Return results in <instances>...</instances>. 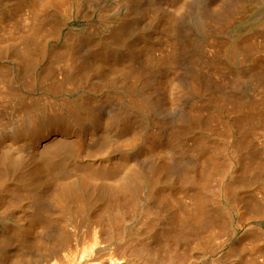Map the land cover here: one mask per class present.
<instances>
[{
  "label": "rangeland",
  "instance_id": "374dc122",
  "mask_svg": "<svg viewBox=\"0 0 264 264\" xmlns=\"http://www.w3.org/2000/svg\"><path fill=\"white\" fill-rule=\"evenodd\" d=\"M38 1L0 0V167H4L0 169L3 170L2 179L0 178V264H82V261L84 264H147L149 259L154 264H212L211 262L220 257L223 258L219 259L223 262L221 264H264V118L258 120V114L264 113V93L261 96V93L256 95L255 90L252 91L255 89L254 82L248 73H244L248 72L249 68L246 70V67L239 63H233L234 66H231L232 62L228 56L234 45L240 44L242 47V44H245L242 48L249 49V43L256 46L258 44L257 48L251 45L254 48L253 53L261 48L260 52L264 57V0H127L129 4L123 0H70L74 2L76 10L70 18L58 8L50 10L51 17L46 16V12L38 13L37 10L44 0ZM126 4L128 6H125ZM199 11L204 12L202 14L207 16L208 20L209 17L213 18V25L216 27L213 38L216 35L214 40L216 39L217 49H212L216 52H213L212 58L217 68V79H212L200 63L201 70L197 71L199 77L202 74L199 85L204 82L205 87L198 86L200 89L194 91L190 87V74L194 73L190 61L197 58L203 62L207 54L202 51V43L209 37L202 36L205 33H201L203 27L199 23L203 16ZM28 14L32 17L27 16ZM232 16L236 19H232ZM26 17L32 18L31 21L28 22ZM219 17H227L229 21L223 18L226 21L224 22ZM49 19H52V25L49 24ZM115 19L121 21V28H126H119ZM37 22H40V26ZM31 26L33 29L37 26L38 28L33 31ZM27 27L32 30L29 28L28 31ZM104 27L107 28L102 29ZM116 29L120 30V35L126 32L123 34L125 46L104 57L94 56L91 51L99 42L106 41L112 33L118 32ZM37 30L42 33L39 35ZM31 32L32 37H29ZM33 33L37 35L35 34V40H32V46ZM193 38L195 42L198 41L196 43L200 44V47L196 43L191 45L194 43ZM73 39L76 42L72 41ZM78 42L82 44L80 47ZM187 42L191 46L186 47L187 52L184 53L183 47L189 46ZM29 43L33 47L30 46L34 55L27 51V55L25 54ZM69 45L74 47L73 51L76 50L72 56H76L74 59L80 61L74 60V63L81 67L80 72L75 73L66 61ZM194 46H197V49L199 47L200 52L197 53ZM22 50L26 56H23ZM178 51H181V54ZM220 63L224 70L221 69ZM187 67V70L192 72L187 71ZM224 67L230 72L236 68L234 72H237L232 73L242 76L241 81ZM84 69H88L87 73ZM228 75L235 81L227 79ZM237 81L246 85H240ZM217 82H225L227 85ZM233 83L239 86L234 87ZM132 85L136 86L134 92L130 90ZM128 86L129 90H125ZM232 87L234 89H231ZM201 88H204L203 91ZM235 88H242L244 91L241 89V93L236 94ZM253 94L256 96H252ZM133 96L136 100L132 99ZM260 99L263 100L259 101ZM69 102H74V105L77 103V113H66L62 109ZM250 103L258 110L252 109L254 107L251 108ZM48 105L57 106L58 112L64 116L60 115L58 120L49 119L47 116L52 108ZM129 109L135 111V114H131L133 112ZM125 111L127 115L124 114ZM27 116L35 117L37 124L38 120L43 122H39L37 127L35 122V125H30L34 128L31 129L27 125ZM71 118L79 119V123L74 120L75 123ZM183 119H187L191 124L192 131H189V136L177 144L167 142L169 128H173L176 122ZM260 122H263L262 126ZM257 123L260 125H256ZM75 130L81 133V139L74 138ZM55 138L63 141L50 143ZM46 143L51 147L58 144L52 148L53 154L49 152L50 146L45 147L49 149L50 156L44 153ZM40 153L46 154L42 160L44 166L35 160L36 157L42 156ZM211 155L215 159V170L206 174L207 156ZM252 160H258L256 164H263V167H257ZM252 165L254 169L249 168ZM193 174L195 182H203L204 191L207 187L204 182H208L210 178L205 192L206 197L213 199L211 201L207 198L211 202L210 211H205L202 221L198 223L191 219L188 223L189 218L184 219L185 221L181 218L188 212L185 211L188 210L186 204L190 206L193 195L196 196L195 193L203 189L200 182L190 184L192 189L182 183L184 175ZM141 177L145 183L143 185ZM127 181L130 185L133 184L132 187ZM152 181L154 184L158 182L159 185L154 186ZM152 184L155 191L152 188L149 190ZM123 187L127 190L136 188L134 190L137 195H131L134 192L130 193ZM121 188V193L126 192L120 196L118 191H121ZM147 192L151 196H145ZM126 194L133 200L131 197H124ZM146 198L152 200L147 199L148 202ZM119 201L124 203L120 204ZM118 210L122 215H117ZM176 216L181 222L175 221L179 226L176 224V228H173L172 223L177 219ZM213 221H217V225L224 230L221 228L218 249L202 246L199 250H191L189 247L194 245L198 235L201 238L207 236L209 224ZM194 239L195 241H192ZM143 249L146 252L148 250L146 256ZM158 249L161 255L165 253L167 258L162 256L164 261L162 257L157 258L158 254L161 256ZM174 252L179 258H173ZM86 253L87 256L84 255ZM152 253L154 259L151 258ZM69 257L74 258L68 261ZM142 258L144 260H141ZM79 261L81 262L78 263Z\"/></svg>",
  "mask_w": 264,
  "mask_h": 264
},
{
  "label": "bare ground",
  "instance_id": "6f19581e",
  "mask_svg": "<svg viewBox=\"0 0 264 264\" xmlns=\"http://www.w3.org/2000/svg\"><path fill=\"white\" fill-rule=\"evenodd\" d=\"M39 1H40V0H39ZM39 1H38V2H39ZM77 1H78V0H77ZM121 1H122V0H121ZM125 1L127 2V0H123V2H125ZM243 1H244V0H243ZM36 2H37V1H36ZM123 2H122V3H123ZM130 2H131V1H130ZM237 2H238V1H237ZM76 3H77V2H76ZM79 3H80V2H79ZM120 3H121V2H120ZM239 3H240V1H239ZM28 4H30V3H28ZM31 4H32V3H31ZM123 4H124V3H123ZM127 4H129V2H127ZM127 4H126L125 6H128ZM240 4L242 5L243 3H240ZM39 5H40V4H39ZM236 5H238V4H236ZM79 6H80V5H79ZM238 6H239V5H238ZM120 7H121V5H120ZM236 7H237V6H235L234 8L236 9ZM37 8H38V7H37ZM54 8H58V9H60V11H61L65 16H67V17H69L70 15H72L73 11L75 10L74 2H70V0H44V1H42L41 7L39 8V10H37V9H35V8H32V9H35V11L37 10V12H38V13L40 12V14H41V13L44 14V12H46L47 15H46V14H45V15L48 16V17H51V16H50V10L53 11L52 9H54ZM234 8H233V9H234ZM76 9H77V8H76ZM48 10H49V11H48ZM236 10H237V9H236ZM236 10H235V11H236ZM56 11H58V10H56ZM75 11H76V10H75ZM48 12H49V13H48ZM199 12H200L201 14H202V13L204 14V12H201V11H199ZM207 12H208V11H207ZM30 13H31V12H30ZM32 13H33V12H32ZM32 13H31V14H32ZM54 13L58 15L57 12L54 11ZM75 13H76V12H75ZM234 13H235V12H233V14H234ZM237 13L241 14V12H239V11H237ZM237 13H235V14H237ZM31 14H28L27 16H30ZM36 14H37V13H36ZM40 14H37V15H40ZM51 14H52V13H51ZM127 14H128V13H127ZM127 14H126V16H127ZM198 14H199V13H198ZM201 14H200V15H201ZM203 14H202V16H203ZM37 15H35V16H37ZM103 15H104V14H103ZM211 15L213 16V14H211ZM33 16H34V14H33ZM40 16H41V15H40ZM61 16H63V15L61 14ZM65 16H64V17H65ZM121 16H122V15H121ZM126 16H124V20L126 19V18H125ZM204 16H205V15H204ZM204 16L202 17V19H201L199 25L201 24V27H203V31L201 30V31H202L201 33H203V32L205 33L204 35L202 34V36H205V35H208V36H209L208 39H207V40L205 39L206 41L203 40V43H202V48H203L202 51L205 52V54H207V56H205V57L203 56V57H204L203 62H200L199 59H197V58H195V59L193 58V60L191 59L192 61H190L191 64H193V69H192V70H193V72H194L193 74H190V75L192 76V81H191V84H190L191 86H190V87H191L194 91H195V90L197 91L198 88L200 89V87H198V86H202V85L204 86V84H203L204 82L202 83V85H199V79H201L200 77H201L202 74L200 75V72H199L200 77H199L198 74H197V73H198L197 71L201 70L200 63L202 64V68H203L204 70L207 71L208 75H209L210 77H212V79H213V78L215 79V78H216L215 76H217V68H216V66H215L216 64H215L214 59L212 58V56H214V53H213V52H215V50L217 49V48H216L217 46L215 45V44H216V42H215L216 39L214 40V38H215L216 35H215L214 38H213V34H215V33H214V30H215L216 27H215V25H213V23H214V20H212L213 18L210 19V17H209V20H208V19H207L208 17L205 16V17H206V18H205ZM24 17H25V16H24ZM31 17H32V15H31ZM48 17H47V19H48ZM70 17H71V16H70ZM70 17H69V18H70ZM72 17H74V16H72ZM102 17H103V18H104V17L106 18V16H102ZM117 17H119V16H117ZM122 17H123V16H122ZM127 17H128V16H127ZM213 17H214V16H213ZM232 17H233V16H232ZM232 17H231V18H232ZM44 18H45V17H44ZM69 18H68V19H69ZM220 18H221V17H219V19H220ZM223 18H224V17H222V19H220V20H224V19L227 18V17H225L224 19H223ZM234 18L236 19V17H233L232 19H234ZM23 19H24V18H23ZM26 19H28L27 21L29 22V20L31 21L32 18L29 19V18L26 17ZM26 19H25V21H26ZM33 19H34V18H33ZM37 19L40 20L39 18H37ZM52 19H53V18H52ZM52 19H51V20L49 19L48 22H50V21L53 22ZM68 19H67V20H68ZM118 19H119V18H118ZM128 19H129V18H128ZM128 19H127V20H128ZM197 19H198V18H197ZM214 19H215V18H214ZM227 19H228V18H227ZM64 20H65V19H64ZM64 20H63V21H64ZM111 20H112V19H111ZM113 20H114V19H113ZM115 20H116V19H115ZM198 20H200V19H198ZM215 20H216V19H215ZM217 20H218V19H217ZM230 20H231V19H230ZM27 21H26V22H27ZM32 21L35 22V20H32ZM46 21H47V20H46ZM109 21H110V19H109ZM116 21H117V20H116ZM118 21H119V20H118ZM118 21H117V24H118V23H119V24H118L117 26H118V27L120 26L119 28H121V26H123V25H120L121 21H120V22H118ZM228 21H229V19H228ZM231 21H232V20H231ZM233 21H235V20H233ZM237 21H238V20H237ZM51 22H50L49 24H51ZM66 22H67V21H65V23H66ZM113 22H114V21H113ZM215 22H216V21H215ZM224 22H226V21L224 20ZM22 23H23V22H22ZM37 23H38V22H37ZM39 23H40V22H39ZM39 23H38V25L40 26ZM41 23H43V21H42ZM45 23H46V22H45ZM63 23H64V22H63ZM63 23H61V24H63ZM108 23H109V22H108ZM115 23H116V22H115ZM125 23H126V22H125ZM125 23H124V25H125ZM127 23H128V22H127ZM129 23H130V22H129ZM129 23H128V24H129ZM227 23H228V22H227ZM31 24L34 26L33 23H31ZM47 24H48V23H47ZM109 24H110V23H109ZM122 24H123V23H122ZM128 24L126 25V26H127V29L129 28ZM217 24H219V23L217 22ZM220 24H221V23H220ZM228 24H229V23H228ZM228 24H226V25H228ZM23 25H24V24H23ZM29 25H30V24H29ZM36 25H37V24H36ZM45 25H46V24H45ZM45 25H41V27H42V26H45ZM51 25H52V24H51ZM51 25H49V26H51ZM106 25H107V23H106L104 26H106ZM111 25H112V24H111ZM115 25H116V24H115ZM229 25H230V24H229ZM262 25H263V24H262ZM26 26H27V25H26ZM60 26H61V25H60ZM64 26H65V24L63 25V27H64ZM99 26H100V25H99ZM221 26H222V25H221ZM31 27H32V26H31ZM101 27H103V26H101ZM115 27H116V26H115ZM174 27H175V26H173V28H174ZM29 28H30V27H27L28 31H30V30L33 29V27H32V29L30 28V30H29ZM37 28H38V26H37ZM37 28L35 27V28H34L35 30L33 29V31H36ZM39 28H40V27H39ZM46 28H47V26H46ZM106 28H107V27H106ZM106 28L104 27V28H102V29H106ZM110 28H111V26H110ZM125 28H126V27H125ZM125 28L122 27L121 29L123 30V29H125ZM218 28H219V27H218ZM224 28H226V27H224ZM224 28H223V29H224ZM41 29H42V28H41ZM127 29H126V30H127ZM221 29H222V28H221ZM43 30H45V27H44ZM116 30H118V32H116V33H112L113 35L111 34L112 36H111L109 39L107 38L106 41L103 40L104 42L102 41V42H99L98 44L96 43V44H97L96 47L93 49V51H91V53L93 52L94 56H101V57H104L105 55H108V54L114 53V52H116L119 48L125 46V45H124V44H125V42H124V39H125L124 37H125V36H123V34L126 33V32H123L122 35H120V34H121L120 30H119V29H116ZM116 30H115V31H116ZM184 30H185V29H184ZM217 30H218V29H217ZM262 30L264 31V29H262ZM13 31H14V30H12V32H13ZM33 31H32V32H33ZM113 31H114V30H113ZM115 31H114V32H115ZM189 31H190V29H189ZM192 31H193V30H192ZM199 31H200V28H199ZM219 31H220V30H218V32H219ZM222 31H223V30H222ZM32 32H31V35H28L30 32H29L27 35H28L29 37H30V36L32 37ZM39 32H40V29H39ZM39 32H38V30H37L36 33H38V34L40 35V34L42 33V31H41V33H39ZM89 32H90V31H89ZM182 32H183V30H182ZM184 32H185V31H184ZM223 32H224V31H223ZM36 33H35V34H36ZM91 33H93V32H91ZM94 33H95V31H94ZM185 33H186V32H185ZM185 33H184V34H185ZM189 33H190V32H189ZM220 33H221V31H220ZM35 34L33 33V35H34L33 38L36 37L37 34H36V35H35ZM80 34H81V33H80ZM96 34H98V33H96ZM186 34H187V33H186ZM81 35L83 36V34H81ZM90 35H91V34H90ZM92 35H93V34H92ZM179 35H180V34H179ZM182 35H183V34H182ZM218 35H219V34H218ZM263 35H264V32H263ZM77 36H79V34H78ZM84 36H86V35H84ZM188 36H190V34H189ZM253 36H254V35H253ZM37 37H39V36H37ZM79 37H80V36H79ZM87 37H88V36H87ZM92 37H93V36H92ZM183 37H184V35H183ZM196 37H197V36H196ZM255 37H256V36H255ZM262 37H263V36H262ZM70 38H71V37H70ZM83 38H85V37H83ZM83 38H82V39H83ZM90 38H91V37H90ZM94 38H95V34H94ZM190 38H192V37H190ZM257 38H258V37H257ZM259 38H260V37H259ZM263 38H264V37H263ZM36 39H37V38H36ZM74 39H75V38H74ZM74 39H73L72 41H75V40H76V39H75V40H74ZM77 39H78V38H77ZM187 39H188V37H187ZM199 39H200V38H199ZM201 39H202V38H201ZM218 39H219V38H218ZM251 39H252V38H251ZM27 40H30V38H27ZM32 40H35V38H34V39H31V45H32ZM68 40H69V39H68ZM126 40H127V39H126ZM180 40H181V39H180ZM191 40H192V39H190V41H191ZM245 40H246V39H245ZM77 41H78V40H77ZM128 41H130V40H128ZM182 41H183V40H182ZM187 41H189V40H187ZM190 41H189V42H190ZM193 41H194V43L191 41V42H192L191 45H194L196 42H198V41L195 42L194 38H193ZM200 41H202V40H200ZM256 41H257V40H256ZM28 42H29V41H28ZM69 42H70V41H69ZM75 42H76V41H75ZM185 42H186V40H185ZM191 42H190V43H191ZM204 42H205V44H204ZM237 42H239V41H237ZM262 42H263V41H262ZM78 43H79V42H78ZM78 43H77V44H78ZM187 43H188V42H187ZM200 43H201V42H200ZM239 43H240V42H239ZM244 43H245V41H244ZM247 43H248V42H247ZM255 43H256V42H255ZM27 44H28V43H27ZM27 44H26V45H27ZM33 44H35L34 41H33ZM182 44H183V43L181 42V46H182ZM234 44H236V43H234ZM241 44H242V43H241ZM256 44H257V43H256ZM261 44H262V43H261ZM31 45H30V43H29V46H27L28 48H27L26 50L24 49L26 55H27V53H31V52H32V51H31L32 49L30 48ZM70 45H71V44H70ZM70 45H69L70 48L67 47V48H68V49H67L68 54L66 55V61L71 65V67H73V69L76 71L75 73H77V72H80L79 70L81 69V67L79 66V64L74 63V60H75V61L77 60V62H80V61H79L78 59H74V58H76V56H75V57L72 56V53H73L74 51H76V50L73 51V48H74V47H73V46L71 47ZM75 45H76V44H75ZM79 45L81 46L82 44L79 43L78 46H79ZM179 45H180V42H179L178 46H179ZM185 45H186V43L184 44V46H185ZM188 45H189V43H188ZM191 45H189V46L186 45L185 47H183V48H184V51H183V52L186 53V52H187V48H186V47L189 48ZM196 45L199 46L200 44L196 43ZM203 45H204V47H203ZM239 45H240V44H239ZM239 45H236V46L234 45L233 47H231L232 49L229 50V52H228V54H229L228 56H229V58H230V62H232V63H231V64H232L231 66H234L233 63H234V64L239 63V64H241L242 66L246 67V70H247V68H249V71H248V72H247L246 70H245L246 72H244V71H243V72H244V73H248V74H249V77H250V79H251V81L254 82V83H253V82H252V83H253L255 89H252V91L255 90L254 93H255L256 95H258L259 93H261V96H262V95H263L262 93H264V57L261 55V52H260L262 49L258 47V48H259V51H257V50L255 49L256 51H255V53H253V50H254V48H255L254 46H256V45H252V44H251V45L254 47V48H252V46L249 45V43H248V46H249V47H247V45H246V47L249 48V49H243V48H244L243 46H244L245 44H242V47H243V48L240 47ZM32 46H33V45H32ZM32 46H31V47H32ZM76 46H77V45H76ZM80 46H79V47H80ZM215 46H216V47H215ZM250 46H251V48H250ZM257 46H259V45L257 44ZM257 46H256V48H257ZM192 47H193V46H192ZM196 47H197V46H196ZM196 47L194 46V48H196ZM199 47H200V46H199ZM199 47H198V49H199ZM218 47H219V46H218ZM224 47H225V46H224ZM262 47H263V50H264V46H262ZM25 48H26V46H25ZM32 48H33V47H32ZM76 48H77V47H76ZM194 48H192V49H194ZM202 48H200V50H201ZM215 48H216V49H215ZM221 48H222V47H221ZM121 49H122V48H121ZM196 49H197V48H196ZM198 49L195 50L197 53L200 52V51H198ZM212 49H215V50L213 51ZM222 49H224V48H222ZM260 49H261V50H260ZM189 50H190V49H189ZM189 50H188V52H189ZM219 50H220V49H219ZM219 50H218V52H220ZM26 51H27V53H26ZM118 51H119V50H118ZM176 51H177V50H176ZM176 51H175V52H176ZM193 51H194V50H193ZM193 51H191V52H193ZM195 51H194V52H195ZM226 51H227V49H226ZM22 52H23V50H22ZM33 52H34V51H33ZM33 52H32L31 54H33ZM178 52H179V51H178ZM180 52H181V51H180ZM180 52H179V53H180ZM196 52H195V53H196ZM203 52H202V53H203ZM262 52H264V51H262ZM74 53H76V52H74ZM74 53H73V54H74ZM179 53H178V55L181 54V53H180V54H179ZM195 53H194V54H195ZM215 53H216V52H215ZM25 54H24V52H23V56H24ZM189 54H190V53H188V55H189ZM194 54H192V56H193ZM203 54H204V53H203ZM203 54H202V55H203ZM205 54H204V55H205ZM217 54H219V53H217ZM26 55H25V56H26ZM29 55H30V54H29ZM33 55H34V54H33ZM172 55H173V54H172ZM175 55H176V54H175ZM182 55H183V53H182ZM190 55H191V54H190ZM190 55H189V56H190ZM200 55H201V54H200ZM31 56H32V55H31ZM77 56H78V55H77ZM189 56H188V57H189ZM197 56H198V55H197ZM197 56H196V57H197ZM216 56H217V55H216ZM172 57H173V56H172ZM186 57H187V55H186ZM201 57H202V56H201ZM77 58H79V57H77ZM177 58H178V57H177ZM184 58H185V57H184ZM184 58H183V59H184ZM190 58H191V57H190ZM222 58H223V57H222ZM173 59H174V58H173ZM187 59H188V58H187ZM200 59H201V58H200ZM202 59H203V58H202ZM202 59H201V60H202ZM220 59H221V58H219L218 60L220 61ZM178 60H179V59H178ZM185 60H186V58H185L183 61H185ZM218 60H216V61H218ZM66 61H65V63H66ZM174 61H175V60H174ZM179 61H180V60H179ZM221 61H222V60H221ZM227 61H228V60H227ZM175 62H176V61H175ZM222 62H223V61H222ZM224 62H225V61H224ZM230 62H228V63H230ZM65 63H64V64H65ZM68 63H66V64H68ZM185 63L187 64V62H185ZM216 63H217V62H216ZM69 64H68V65H69ZM80 64H81V63H80ZM178 64H179V63H178ZM180 64L182 65V63H180ZM186 64H183V65H186ZM222 64H224V63H222ZM70 65H69V67H70ZM217 65H219V64H217ZM220 65H221V63H220ZM71 67H70V68H71ZM184 67H186V66H184ZM188 67H189V65H188ZM188 67L185 68V69L187 70ZM217 67H218V66H217ZM219 67H220V66H219ZM221 67H222L221 69H223V66H222V65H221ZM229 67H230V66H229ZM236 67H237V66H236ZM224 68H225V67H224ZM238 68H240V67H238ZM241 68H242V67H241ZM221 69H220V70H221ZM227 69H228V67H227ZM235 69H236V68H234V71H235ZM242 69H243V68H242ZM84 70H85V69H84ZM223 70H224V69H223ZM223 70H222V71H223ZM225 70H226V68H225ZM85 71H86V73H87L88 69L85 70ZM187 71H189V70H187ZM190 71H191V70H190ZM190 71H189V72H190ZM226 71H227V70H226ZM232 71H233V70H232ZM232 71L230 72V70H229V71H227V72L232 73ZM234 71H233V72H234ZM189 72H188V74H189ZM191 72H192V71H191ZM220 72H221V71H220ZM236 72H237V71H236ZM236 72H234V73H236ZM240 72H242V70H241ZM223 73H224V72H223ZM225 73H226V72H225ZM234 73H232V74H234ZM238 73H239V71H238ZM204 74H205V73H204ZM204 74H203V75H204ZM248 74H246V75L248 76ZM85 75L87 76V75H89V74H85ZM137 75H139V74H137ZM137 75H135V76H137ZM205 75H206V74H205ZM221 75H222V74H221ZM224 75H225V74H224ZM226 75H227V74H226ZM234 75H235V74H234ZM242 75L245 76V74H242ZM135 76H133L135 79H139V78H137V77H135ZM139 76H140V75H139ZM139 76H138V77H139ZM191 76H190V78H191ZM209 76H208V77H209ZM230 76H231V75H230ZM235 76H238V77H237V80H240L241 77H242V76L239 77V76H240L239 74H238V75H235ZM202 77H204V76H202ZM206 77H207V76H206ZM210 77H209V79H210ZM218 77H219V75H218ZM222 77H223V76H222ZM228 77H229V75H228ZM245 77H246V76H245ZM190 78H188V79H190ZM231 78H232V77H231ZM231 78L229 77V78H227V79L230 80ZM242 78H243V77H242ZM246 78H247V77H246ZM206 79H207V78H206ZM216 79H217V78H216ZM223 79H224V78H223ZM248 79H249V78H248ZM190 80H191V79H190ZM218 80H219V78H218ZM220 80H221V79H220ZM224 80H226V79H224ZM232 80L235 81V79H231L230 81H231V82H234V81H232ZM246 80H247V79H246ZM207 81H208V80H207ZM207 81H206V82H207ZM221 81H222V80H221ZM240 81H241V80H240ZM240 81H237V83L240 84ZM244 81H245V79H244ZM244 81H243V82H244ZM137 82H138V81H137ZM189 82H190V81H188V83H189ZM208 82H211V80H209ZM208 82H207V83H208ZM218 82H219V81H218ZM218 82H217V83H218ZM225 82H226V81H225ZM225 82H223V83H224L225 85H227V83H225ZM227 82H229V81H227ZM231 82H229V83H231ZM247 82L249 83L250 81H247ZM211 83H212V82H211ZM220 83H221V82H220ZM220 83H218V84H220ZM223 83H221V84H223ZM229 83H228V84H229ZM235 83H236V82H235ZM244 83H246V81H245ZM244 83H241V84H242V85H246V84H247V83H246V84H244ZM205 84H206V83H205ZM213 84H216V83H213ZM241 84H240V85H241ZM209 85H211V84H209ZM229 85H230V84H229ZM234 85H235V84L233 83V86H234ZM248 85H249V84H248ZM220 86H221V85H220ZM231 86H232V84H231ZM235 86H236V85H235ZM235 86H234V87H235ZM238 86H239V85H238ZM238 86H236V87H238ZM249 86H250V85H249ZM135 87H136V86H134V85L130 86V90H133L132 92H134ZM137 87H138V86H137ZM188 87H189V86H188ZM204 87H205V86H204ZM207 87H208V86H206V89H207ZM209 87H210V86H209ZM221 87L224 88V87H227V86H221ZM229 87H230V86H229ZM234 87H232L231 89H234ZM127 88H128V89H127ZM127 88H126L125 90H129V86H128ZM239 88H240V87H239ZM199 89H198V90H199ZM201 89H202V91H203L204 88H201ZM214 89H215V88H214ZM217 89H219V87H218ZM226 89H227V88H226ZM231 89H230V90H231ZM235 89H237L236 92H235L234 90H232V91H234V93L237 94V92H240V90H241L242 88H241L240 90H239L238 88H235ZM139 90H140V89H139ZM139 90H138V91H139ZM193 90H192V92H193ZM210 90H211V89H210ZM215 90H216V89H215ZM215 90H214V91H215ZM238 90H239V91H238ZM242 90H243V89H242ZM249 90H250V89H249ZM136 91H137V89H136ZM136 91H135V92H136ZM216 91H217V90H216ZM218 91H219V90H218ZM223 91H224V90H223ZM232 91H231V93H233ZM243 91H244V90H243ZM243 91H242V92H243ZM247 91H248V90H247ZM129 92H130V91H129ZM139 92H140V91H139ZM199 92H200V91H199ZM248 92H249V91H248ZM194 93H195V92H194ZM200 93H201V92H200ZM220 93H221V92H220ZM220 93H219V94H220ZM234 93H233V94H234ZM240 93H241V92H240ZM140 94H141V93H140ZM229 94H230V93H229ZM229 94H228V95H229ZM250 94H251V90H250ZM255 94H253L252 96H254ZM127 95H129V94H127ZM141 95H142V94H141ZM256 95H255V96H256ZM135 96H136V95H135ZM137 96H138V95H137ZM142 96H143V95H142ZM234 96H235V95H234ZM255 96H254V97H255ZM261 96H260V97H261ZM263 96H264V95H263ZM139 97H140V96H139ZM258 97H259V96H258ZM140 98H141V97H140ZM232 98H233V97H232ZM262 98H263V97H262ZM132 99H135V97L133 96ZM258 99H259V98H258ZM135 100H136V99H135ZM261 100H263V99H260L259 101H261ZM66 101H67V100H66ZM68 101H69V100H68ZM132 101H134V100H132ZM137 101H138V100H137ZM134 102H135V101H134ZM138 102H139V101H138ZM61 103H62V102H61ZM61 103H60V104H61ZM70 103H71V102H69V104H65L64 106L62 105V106H63L62 109L65 110L66 113H67L68 111H69V112H73V113H74V112L77 113V111H76V108H77V107H75V105H76L77 103H76L75 105H74V102H73V104H70ZM244 103L247 104V102H244ZM259 103H260V102H259ZM263 103H264V102H263ZM135 104L137 105L136 102H135ZM252 104H253V103H250V106H251ZM254 104H255V103H254ZM256 104H257V103H256ZM54 105H55V104H54ZM78 105H79V104H78ZM258 105H259V104H258ZM262 105H264V104H262ZM48 106H50V105H48ZM48 106H47V107H48ZM62 106H61V107H62ZM76 106H77V105H76ZM133 106H134V105H133ZM133 106H132V109H133ZM245 106H246V105H245ZM255 106H256V105H255ZM50 107H51V106H50ZM56 107H57V106H56ZM56 107H51L52 109H50V111H49V107L47 108L48 111H49V115H48L47 117H49V119L51 118V120H52V119H53V120H58L57 118H60V115H63V114H60V113L58 112V110H57L58 107H57V108H56ZM79 107H80V106H79ZM135 107H136V106H135ZM137 107H138V105H137ZM252 107H254V105L251 106V108H252ZM80 108H81V107H80ZM256 108H257V107H256ZM256 108L254 107V108H252V109H256ZM258 108H259V107H258ZM263 108H264V106H263ZM45 109H46V108H45ZM45 109H44V110H45ZM58 109H59V108H58ZM130 109H131V108H130ZM130 109H129V110H130ZM132 109H131V110H132ZM63 110H62V111H63ZM78 110H79V109H78ZM81 110H82V109H81ZM131 110H130V111H131ZM135 110H136V109H135ZM256 110H258V109H256ZM41 111H42V110H41ZM41 111H40V112H41ZM48 111H47V112H48ZM69 112H68V113H69ZM78 112H81V111H78ZM127 112L129 113V111H127ZM131 112H133V111H131ZM134 112H135V111H134ZM134 112L131 113V114H135ZM136 112L139 113L138 111H136ZM42 113H43V112H42ZM42 113H41V114H42ZM45 113H46V111H45L42 115L44 116ZM62 113H63V112H62ZM76 113H75V114H76ZM82 113H84V112L82 111ZM137 113H136V114H137ZM259 113H260V112H259ZM41 114H40V116H41ZM85 114H86V113H85ZM124 114L127 115V114H126V111H125ZM196 115H197V114H196ZM258 115H260V116L258 117V118H259L258 120L264 118L263 116L261 117V115H264V113H261V114H258ZM28 116H29V115H28ZM28 116H27V117H28ZM32 116H33V114H32ZM36 116H37V115H35V117H36ZM40 116H37V118L40 117ZM63 116H64V115H63ZM129 116H130V115H129ZM129 116H128V117H129ZM131 116H132V115H131ZM256 116H257V115H256ZM27 117H26V118H27ZM35 117H30V118L28 117L29 119L27 118L26 120H27V121L29 120V123L25 120V121L27 122V125H29V127H31V129H34L32 126H33V124L35 125V122H36V127H37V125H38L39 122H40V121L38 120V124H37V120H36ZM45 117H46V116H45ZM47 117H46V118H47ZM70 117H71V115H70ZM75 117H78V116H75ZM126 117H127V116H125L124 118H126ZM46 118H45V119H46ZM65 118H66V117H65ZM72 118H74L73 115H72ZM72 118H71V119H72ZM195 118H196V117H195ZM198 118H200V116H199ZM45 119H44V120H45ZM126 119H127V118H126ZM128 119H130V118H128ZM189 119H190V118H189ZM210 119H212V118L210 117ZM241 119H242V118H241ZM241 119H240V120H241ZM72 120L74 121L75 119H72ZM76 120H77V118H76ZM76 120H75V121H76ZM78 120H79V119H78ZM78 120H77L76 122H78ZM183 120H184V121H183ZM183 120H182V121L179 120L178 123L176 122V125H175L173 128H171V129L169 128L168 137H167V142H170L171 144H177L178 142H181V141H182L181 139L187 138V136H189V135H188V134H189V131L192 129L191 124H190L189 121H187V119H186V120L183 119ZM240 120H239V121H240ZM242 120H243V119H242ZM242 120H241V124H243V123H242ZM255 120H257V118H256ZM263 120H264V119H263ZM45 121H46V120H45ZM75 121H74V122H75ZM193 121H194V120H193ZM239 121H238V122H239ZM2 122H3V121H2ZM42 122H43V121H41L40 124H41ZM54 122H56V121H54ZM76 122H75V123H76ZM256 122H257V121H256ZM263 122H264V121H263ZM263 122H262V124H261V122H260L261 126L263 125ZM44 123H45V122H44ZM75 123H74V125H75ZM78 123H79V122H78ZM78 123H77V124H78ZM250 123H251V122H250ZM250 123H249V124H250ZM48 124H49V123H48ZM260 124L257 123L256 125L259 126ZM3 125H4V124H3ZM30 125H32V126H30ZM51 125H52V124H51ZM53 125H55V123H54ZM64 125H65V124H64ZM71 125H73V124H71ZM244 125H245V127L247 126V124H244ZM252 125H253V124H252ZM1 126H2V125H1ZM77 126H78V125H77ZM239 126H240V124H239ZM250 126H251V124H250L248 127H250ZM49 127H50V126H49ZM75 127H76V126H75ZM240 127H242V125H241ZM248 127H247V129H248ZM0 128H1V127H0ZM51 128H52V127H51ZM78 128H80V127H78ZM242 128H244V127H242ZM52 129H53V128H52ZM56 129H57V128H56ZM250 129H251V128H250ZM44 130H45V129H44ZM70 130H71V129H70ZM67 131H68V130H67ZM75 131H76V132H74V135H73V136H74V138L79 139L80 136H81V135H80L81 133L77 132V130H75ZM191 131H192V130H191ZM248 131H249V129H248ZM166 133H167V132H166ZM70 134H71V133H70ZM72 134H73V133H72ZM72 134H71V135H72ZM71 135H70V136H71ZM55 137H56V136H55ZM58 138H59V137H58ZM69 138H70V137H69ZM47 139H48V138H47ZM51 139H52V138H51ZM80 139H81V138H80ZM49 140H50V139H49ZM58 140L60 141L61 139H57V138H55V139H54L53 141H51L50 143H52V144H53V142H56V143H57ZM72 140H74V139H72ZM180 140H181V141H180ZM61 141H63V140H61ZM76 141H77V140H76ZM78 141H79V140H78ZM78 141H77V142H78ZM73 142H74V141H73ZM59 143H60V142H59ZM57 145H58V144H57ZM57 145H56V146H57ZM46 146H50V147H48V148H50V151H49V152H50L51 154H53V153L51 152V150H52V148H54V147H56V146L53 145L54 147H51V145H49V144L47 145V143H46V145H44V148H43V149H44V153H47L48 155H49V153H48V150H49V149H48V148L45 149ZM220 146H221V145H220ZM56 149H57V148H56ZM208 149H209V148H208ZM10 150H11V149H10ZM189 151H190V150H189ZM196 151H197V150H196ZM206 151H207V150H206ZM209 151H210V150H209ZM36 152H37V151H36ZM53 152H54V151H53ZM42 154H43V153H42ZM42 154L40 153L39 155H42ZM214 154H215V153H214ZM33 155H34V154H33ZM33 155H32V156H33ZM44 155L46 156V154H44ZM44 155L39 156V157H36V156H35V157L37 158V159H35V160H36V161L38 160L39 163L43 165L44 162H42V160H43V157H45ZM208 155H209V154H208ZM49 156H50V155H49ZM258 157H259V156H258ZM258 157H257V159H261V158H258ZM169 158H170V157H169ZM171 158H172V157H171ZM207 158H208V161H207V163H208V164H207L208 168L205 167V168H207V170H206V169H205V170H206V174H207V173L210 174L211 171L215 170V169H214V168H215V166H214V161H215V159H214V157H213L212 155H211V157L207 156ZM251 159H252V158H251ZM262 159H263V158H262ZM262 159H261V160H262ZM167 160H168V159H167ZM170 160H171V159H170ZM261 160H260V161H261ZM172 161H173V160H172ZM201 161H202V160H201ZM220 161H221V160H220ZM256 161H258V160H256ZM256 161H255V160H252L253 164L255 163L254 165H257L256 163L259 162V161H258V162H256ZM46 162H47V161H46ZM263 162H264V161H263ZM263 162H262V163H263ZM249 163H250V162H249ZM260 164H261V163H260ZM263 164H264V163H263ZM263 164H262V165H263ZM258 165H259V164H258ZM258 165H257V167H258ZM262 165H261V166H262ZM39 166H40V165H39ZM43 166H44V165H43ZM43 166H42V167H43ZM168 166H170V165H168ZM259 166H260V165H259ZM261 166H260V167H261ZM263 166H264V165H263ZM263 166H262V167H263ZM184 167H185V166H184ZM184 167L182 166V168H184ZM192 167H193V166H192ZM224 167H225V166H224ZM247 167H248V166H247ZM250 167L253 168V165H252V166H249V168H250ZM1 168L4 169L3 166L0 167V169H1ZM252 168H251V169H252ZM255 168H256V167H255ZM186 169H187V168H186ZM228 169H229V168H228ZM253 169H254V168H253ZM183 170H184V169H183ZM216 170H218V169L216 168ZM2 171H3V170H2ZM2 171L0 170V178H1V179H2L1 174H3ZM186 171H187V170H186ZM225 171H226V168H225ZM228 171H229V170H228ZM107 172H108V171H107ZM191 172H192V171H191ZM213 172H214V171H213ZM226 172H227V171H226ZM108 173H109V172H108ZM137 173H139V172H137ZM137 173H136V175H137ZM187 173H188V172H187ZM4 174H5V176H6V173H4ZM140 174H141V173H140ZM140 174H139V177H140ZM214 174L216 175V173H214ZM221 174H222V173H221ZM126 175H127V174H126ZM136 175H135V176H136ZM174 175H175V174H174ZM211 175H213V174H211ZM211 175H210V177H211ZM224 175H225V174H224ZM107 176H108V175H107ZM137 176H138V175H137ZM137 176L135 177L136 180H137V178H138ZM141 176H142V175H141ZM154 176H155V175H154ZM156 176H157V175H156ZM158 176H159V175H158ZM170 176H171V175H170ZM175 176H176V175H175ZM198 176H199V175H198ZM213 176H214V175H213ZM216 176H217V175H216ZM225 176H226V175H225ZM93 177H94V176H93ZM99 177H100V176H99ZM109 177H110V176H109ZM173 177H174V176H173ZM184 177H185V179L183 178L184 181L182 180V181H183L182 183H184V184H185L186 186H188V187H190V186H189L190 184H193V185H194V182H195V181H194V174L191 175V176H189V175H188V176L184 175ZM205 177H206V176H205ZM223 177H224V176H223ZM97 178H98V177H97ZM104 178H105V177H104ZM107 178H108V177H107ZM155 178H156V177H155ZM196 178H197V177H196ZM206 178H207V177H206ZM208 178H209V177H208ZM208 178H207V179H208ZM220 178H221V177H220ZM94 179H95V178H94ZM94 179H93V180H94ZM100 179H101V178H100ZM102 179H103V178H102ZM125 179H126V177H125ZM128 179H129V178H128ZM131 179H132V178H131ZM141 179H142V177L140 178V180H141ZM152 179H154V177H153ZM199 179H200V178H199ZM207 179H206V180H207ZM104 180H105V179H104ZM144 180H145V179H144ZM146 180H147V179H146ZM209 180H210V178H209ZM209 180H207V181L209 182ZM222 180H223V179H221V181H222ZM95 181H96V179H95ZM100 181H101V180H100ZM123 181H124V180H123ZM131 181H132V180H131ZM142 181H143V180H141V182H142ZM93 182H94V181H93ZM96 182H98V181H96ZM102 182H103V181H101V183H102ZM105 182H106V181H105ZM133 182H134V180H133ZM133 182H131V184H132ZM138 182H140V181L138 180ZM141 182H140V183H141ZM152 182H153V181H152ZM168 182H170V181H168ZM178 182H179V181H178ZM198 182H200V181L198 180ZM198 182H195V184L198 183ZM208 182H204V183L207 185V187H208V184H207ZM103 183H104V182H103ZM123 183H124V182H123ZM127 183L129 184V181H127ZM127 183H126V184H127ZM135 183H137V182L135 181ZM147 183H148V182H147ZM202 183H203V182H202ZM202 183L200 182L201 187H202ZM128 184H127V185H128ZM138 184H139V183H138ZM143 184H145V183L142 182L141 185H143ZM153 184H154V182H153ZM153 184L151 185V187H149V188H150L149 190H151V188H152V190L155 191V189H154L155 187H154V186H155V185L157 186V184L159 185V183H158V182H157V184L155 183L154 186H153ZM176 184H178V183H176ZM184 184H183V185H184ZM198 184H199V183H198ZM74 185H75V184H74ZM129 185H130V184H129ZM132 185H133V184H132ZM132 185H130V186L132 187ZM141 185H140V186H141ZM162 185H163V184H162ZM162 185H161V186H162ZM165 185H166V184H165ZM185 185H184V186H185ZM200 185H198V186H200ZM211 185H212V184H211ZM223 185H224V184H223ZM125 186H126V185H125ZM146 186H147V185H146ZM146 186H145V187H146ZM148 186H149V185H148ZM161 186H160L159 188H161ZM163 186H164V185H163ZM176 186H177V185H176ZM184 186H183V187H184ZM218 186H219V185H218ZM128 187H129V186H128ZM131 187H130V188H131ZM133 187H134V186H133ZM138 187H139V185H138ZM207 187H206V190H207ZM77 188H78V187H77ZM123 188H125V187H123ZM139 188H140V187H139ZM156 188H158V187H156ZM167 188H168V187H167ZM170 188H171V187H170ZM184 188H186V187H184ZM202 188H203V187H202ZM204 188H205V187H204ZM204 188L202 189L203 191H204ZM211 188H212V187H211ZM213 188H214V187H213ZM118 189H119V188H118ZM118 189H117V190H118ZM132 189H133V188H131V190H129V188H128V190H127V189L125 188V190L128 191V192L130 191V193H131V192H134V193H131V195H132V194L137 195V194H135L136 192H135V190H134V189H136V188H134L133 190H132ZM147 189H148V188H147ZM174 189H175V188H174ZM187 189H188V188H187ZM190 189H192V187H190ZM200 189H201V188H200ZM200 189H199V190H200ZM142 190H143V189H142ZM194 190H195V188H194ZM202 190H201L200 192H202ZM206 190H205V191H206ZM126 191H124V192H126ZM153 191H149V192H152V193L154 194L155 192H153ZM175 191H176V190H175ZM189 191H190V190H189ZM195 191H197V190H195ZM205 191H204L202 194H201L200 192H199V193L196 192V193H195L196 196L193 195V196H194V199H193V198L191 199L192 202H191L190 206H189L188 204H186L188 210H185V211H188V212H185V213H186V215H187V213H189V215H187V216L184 215V216H186V218H183V217H184L183 215H182V217L180 216V217L182 218V220L189 218V219H188V220H189L188 223H190L191 220H192V221H196L195 223H198V222H201V221H202V219H203V214L205 213V211H210V210H209V208H210L209 206H211V204H210L211 202H210L209 199H207V198H210V199H211L212 197H206L207 193H206ZM214 191H215V190H214ZM18 192H19V191H18ZM118 192H120V194H119L120 196H121V194L124 193V192L121 193V192H122V188H121V191H118ZM128 192H127V193H128ZM141 192H142V191H141ZM149 192H147V195H145V196H147V197L151 196V194H148ZM191 192H192V190H191ZM208 192H209V191H208ZM217 192H218V191H217ZM110 193H111V192H110ZM142 193H143V192H142ZM168 193H169V191H168ZM168 193H167V194H168ZM193 193H194V192H193ZM205 193H206V194H205ZM16 194H17V193H16ZM117 194H118V193H117ZM145 194H146V192H145ZM171 194H172V193H171ZM124 195H125V194H124ZM124 195H123V196H124ZM134 195H133V197H134ZM156 195L158 196V194H156ZM225 195H226V194H225ZM19 196H20V195H19ZM114 196H115V195H114ZM128 196H129V195H128ZM168 196H170V195H168ZM208 196H209V194H208ZM17 197H18V196H17ZM118 197H119V196H118ZM118 197H116V198L118 199ZM124 197L128 198V197H127V194H126V196H124ZM130 197H131V196H129V198H130ZM142 197H143V196H142ZM152 197H153V196H152ZM20 198H21V197H20ZM116 198H114V199L116 200ZM122 198H123V197H122ZM126 198H124V199L126 200ZM129 198H128V199H129ZM135 198H136V196H135ZM150 198H151V197H150ZM153 198H155V195H154ZM214 198H215V197H214ZM111 199H113V198H111ZM128 199H127V200H128ZM131 199H132V197H131ZM144 199H145V198H144ZM147 199H149V198H146V200H147ZM177 199H178V198H177ZM109 200H110V199H109ZM121 200H122V199H121ZM132 200H133V199H132ZM132 200H131V201H132ZM149 200H150V199H149ZM151 200H152V199H151ZM151 200H150V201H151ZM175 200H176V199H175ZM212 200H213V199H211V201H212ZM113 201H114V200H113ZM134 201H135V199H134ZM147 201H148V200H147ZM173 201H174V199H173ZM177 201H178V200H177ZM117 202H118V201H117ZM119 202H121L120 204H123V203H124V202L122 203V201H119ZM148 202H149V201H148ZM148 202H147V203H148ZM217 202H218V201H217ZM137 203H138V202H137ZM188 203H189V202H188ZM109 204H110V203H109ZM116 204H117V203H116ZM116 204H115V206H117ZM120 204H119V205H120ZM126 204H127V202H126ZM132 204H133V203H132ZM177 204H179V203H177ZM75 205H76V203H75ZM81 205H82V204H81ZM81 205H80V206H81ZM85 205H86V204H85ZM88 205H89V204H88ZM129 205H130V204H129ZM138 205H139V204H138ZM220 205H221V204H220ZM94 206H95V205H94ZM109 206L111 207V205H109ZM148 206H149V205H148ZM171 206H172V205H171ZM213 206H214V205H213ZM119 207H120V206H119ZM80 208H81V207H80ZM111 208H112V207H111ZM114 208H115V207H114ZM147 208H148V207H146V209H147ZM149 208H150V207H149ZM152 208H153V207H152ZM116 209H117V208H116ZM124 209H125V208H124ZM146 209H145V210H146ZM172 209H173V208H172ZM174 209H176V208H174ZM225 209H226V208H225ZM105 210H106V209H105ZM114 210H115V209H114ZM145 210H144V211H145ZM147 210H148V209H147ZM154 210H155V209H154ZM178 210H179V209H178ZM70 211H71V210H70ZM73 211H74V210H73ZM119 211H120V210H118L117 215H120V214H121V212H120V214H119ZM173 211H174V210H173ZM189 211H190V212H189ZM71 212H72V211H71ZM76 215H77V214H76ZM117 215H116V216H117ZM121 215H122V214H121ZM147 216H148V215H147ZM77 217H78V216H77ZM117 217H118V216H117ZM148 218H149V217H148ZM176 218H177V216H176ZM25 219H26V218H25ZM38 219H39V218H38ZM50 219H51V218H50ZM50 219H49V220H50ZM69 219H70V218H69ZM71 219H72V218H71ZM156 219H157V218H156ZM177 219H178V220H177ZM177 219L174 220V222L172 223V227H173V228H176V224H177L178 222H181V221L179 220L180 218H177ZM190 219H191V220H190ZM20 220H21V219H20ZM110 220H111V219H110ZM110 220H109V221H110ZM10 221H11V220H10ZM44 221H45V220H44ZM50 221H51V220H50ZM126 221H127V220H126ZM151 221H152V220H151ZM175 221H177V223H175ZM184 221H185V220H184ZM184 221H182V222L184 223ZM111 222H112V221H111ZM113 222H115V221H113ZM120 222H121V221H120ZM13 223H14V222H13ZM19 223H20V222H19ZM71 223H72V222H71ZM118 223H119V222H118ZM145 223H146V221H145ZM217 223H218L217 221H213L211 225L209 224V227H210V228H209V231H208L207 236H205V237L202 236V238H201V236L198 235V238L196 239L197 235H195L194 238L196 239V242L194 243V245L191 244V243H192V242H191L190 244H191L193 247L190 246L189 248H190V249L193 248L194 250H195V249H198V250H199L200 248H202V246H203V247H207V248H208V246H209V247H211V248H214V250H217L218 247H219V244H220L219 238H220V235H222V234H221V233H222L221 231L223 230V228H222L219 224H218V225H219V226H218ZM78 224H79V222H78ZM112 224H113V223H112ZM112 224H111V225H112ZM119 224H120V223H119ZM121 224H122V223H121ZM148 224H149V223H148ZM21 225H22V224H21ZM27 225H28V224H27ZM36 225H37V224H36ZM36 225H35V226H36ZM113 225H114V224H113ZM181 225H182V224H181ZM181 225H180V226H181ZM188 225H189V224H188ZM41 226H42V225H41ZM50 226H51V225H50ZM59 226H60V224H59ZM118 226H119V225H117V227H118ZM144 226H145V225H144ZM177 226H179V224H177ZM7 227H8V226H7ZM114 227H115V225H114ZM114 227H113V228H114ZM152 227H153V226H152ZM172 227H171V228H172ZM47 228H49V227H47ZM53 228H54V227H53ZM55 228H56V227H55ZM59 228H60V227H59ZM110 228H112V227L110 226ZM115 228H116V227H115ZM115 228H114V229H115ZM142 228H143V227H142ZM147 228H149V227H147ZM221 228H222V230H221ZM8 229H9V228H8ZM49 229H51V228H49ZM114 229H113V230H114ZM117 229H118V228H117ZM144 229H145V228H144ZM153 229H154V228H153ZM180 229H181V228H180ZM236 229H237V228H236ZM35 230H36V229H35ZM225 230H226V229H225ZM232 230L234 231V229H232ZM58 231H59V230H58ZM114 231H116V230H114ZM117 231H118V230H117ZM181 231H182V229H181ZM188 231H189V230H188ZM223 231H224V230H223ZM236 231H237V230H236ZM56 232H57V231H56ZM149 232H150V231H149ZM175 232H177L176 229H175ZM179 232H180V231H179ZM185 232H186V230H185ZM189 232H190V231H189ZM191 232H192V231H191ZM194 232H196V231H194ZM197 232H198V231H197ZM197 232H196V233H197ZM150 233H151V232H150ZM181 233H182V232H181ZM199 233H200V232H199ZM234 233H235V231H234ZM177 234H178V233H177ZM182 234H184V232H183ZM189 234H190V233H189ZM191 234H192V233H191ZM193 234H195V233H193ZM200 235H202V234H200ZM137 236H138V234H137ZM137 236H136V237H137ZM179 236H180V234H179ZM13 237H14V236H13ZM18 237H19V236H18ZM95 237H96V236H95ZM97 238H98V237H96V239H97ZM26 239H27V238H26ZM195 239L192 240V241H195ZM41 240H42V239H41ZM17 241H18V240H17ZM92 241H93V240H92ZM13 242H14V241H13ZM15 242H16V241H15ZM18 242H19V241H18ZM90 242H91V241H90ZM97 242H98V240H97ZM22 243H23V242H22ZM93 243H94V242H93ZM20 244H21V243H20ZM8 245H9V244H8ZM22 245H23V244H22ZM89 245H90V244H89ZM149 245H150V244H149ZM149 245H147V246H149ZM19 246H21V245H19ZM54 246H55V245H54ZM91 246H92V244H91ZM94 246H95V245H94ZM24 247H25V246H24ZM41 247H42V246H41ZM59 247H60V246H59ZM92 247H93V246H92ZM149 247H150V246H149ZM149 247H148V248H149ZM20 248H21V247H20ZM142 248H143V247H142ZM144 248H145V247H144ZM148 248L146 247V249H148ZM24 249H25V248H24ZM86 249H88V248H86ZM146 249H145V250H146ZM152 249H153V248H152ZM152 249H151V250H152ZM155 249H157V248H155ZM155 249H154V250H155ZM193 249H191V250H193ZM208 249H209V248H208ZM25 250H26V249H25ZM83 250H84V249H83ZM141 250H142V249H141ZM141 250H140V251H141ZM175 250H176V249H175ZM175 250H174V251H175ZM210 250H211V249H210ZM91 251H92V250H91ZM143 251H144V249H143ZM152 251H153V250H152ZM152 251H151V252H152ZM177 251H179V250L177 249ZM82 252H83V251H82ZM141 252H142V251H141ZM141 252H140V253H141ZM158 252H160L159 249H158ZM158 252H157V253H158ZM170 252L172 253V251H170ZM57 253H59V252H57ZM80 253H81V252H80ZM83 253H85V252H83ZM140 253H139V254H140ZM144 253H145V255H144L143 253H142V254H143L144 256H146V255H147L146 253H148V250H147V252L144 251ZM175 253H176V252H174V256H173V258H174V257L179 258L178 256H176L177 253H176V255H175ZM154 254H155V253H154ZM162 254H163V252H162ZM28 255H29V252H28ZM43 255H44V254H43ZM47 255H48V254H47ZM81 255H82V254H81ZM84 255L87 256V253L84 254ZM88 255H89V254H88ZM156 255H157V254H156ZM160 255H161V252H160ZM164 255H165V253H164L163 255H161V256H159V254H158V255H157V256H158L157 258H160V257H162V256H164ZM180 255H181V254H180ZM180 255H179V256H180ZM29 256H30V255H29ZM75 256H76V255H75ZM138 256H139V255H138ZM144 256H143V257H144ZM148 256H149V255H148ZM151 256H152L151 258H153V256H154L153 253H152ZM167 256L169 257V255H167ZM181 256H182V255H181ZM23 257H24V256H23ZM37 257H38V256H37ZM66 257H67V256H66ZM78 257H79V256H78ZM83 257H84V256H83ZM165 257H166V256H164V259H165ZM69 258H70V257H69ZM71 258H74V257H71ZM71 258H70L68 261L72 260ZM75 258H77V257H75ZM136 258H137V257H136ZM144 258H145V257H144ZM144 258H142L141 260H144ZM154 258H155V257H154ZM154 258H153V259H154ZM166 258H167V257H166ZM176 258H175V259H176ZM180 258H181V257H180ZM218 258H219V257H218ZM80 259H81V258H80ZM80 259H79V260H80ZM82 259H83V258H82ZM82 259H81V260H82ZM137 259H138V258H137ZM148 259H149V258H148ZM153 259H152V261H153ZM161 259L164 261L163 257H162ZM169 259H170V257H169ZM171 259H172V258H171ZM182 259H183V258H182ZM219 259H223V258L220 257ZM219 259H216V260H214V261L211 262V263H212V264H221V263H223L222 261L220 262ZM77 260H78V258H77ZM77 260H76V261H77ZM150 260H151V259H149V260L147 261V259H145V261H147V264H148V263H149V264H154V263H152ZM157 260H159V259H157ZM162 260H161V261H162ZM177 260H178V259H177ZM180 260H181V259H180ZM16 261H17V260H16ZM16 261H15V262H16ZM73 261H74V259H73ZM73 261H72V262H73ZM84 261H85V259H84ZM149 261H150V262H149ZM161 261H159V262H161ZM178 261H179V260H178ZM182 261H183V260H182ZM182 261H181V262H182ZM211 261H212V260H211ZM66 262H67V261H66ZM80 262H81V261H79L78 263H80ZM165 262H166V261H165ZM30 263H31V262H30ZM30 263H29V264H30ZM69 263H71V262H69ZM69 263H68V264H69ZM167 263H168V262H167ZM170 263H171V261H170ZM23 264H25V263L23 262ZM26 264H28V263H26ZM71 264H74V262L71 263ZM76 264H77V263H76ZM82 264H84L83 261H82ZM141 264H142V263H141ZM156 264H157V263H156Z\"/></svg>",
  "mask_w": 264,
  "mask_h": 264
}]
</instances>
